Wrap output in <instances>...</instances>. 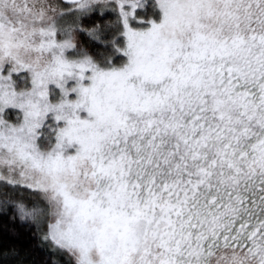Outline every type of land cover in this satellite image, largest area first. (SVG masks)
<instances>
[{"label": "snow or ice", "instance_id": "obj_1", "mask_svg": "<svg viewBox=\"0 0 264 264\" xmlns=\"http://www.w3.org/2000/svg\"><path fill=\"white\" fill-rule=\"evenodd\" d=\"M0 215V264H264V0H0Z\"/></svg>", "mask_w": 264, "mask_h": 264}, {"label": "trees", "instance_id": "obj_2", "mask_svg": "<svg viewBox=\"0 0 264 264\" xmlns=\"http://www.w3.org/2000/svg\"><path fill=\"white\" fill-rule=\"evenodd\" d=\"M3 245H13L17 249L31 252L35 259L45 258L43 253L36 248L24 224L0 215V246Z\"/></svg>", "mask_w": 264, "mask_h": 264}]
</instances>
